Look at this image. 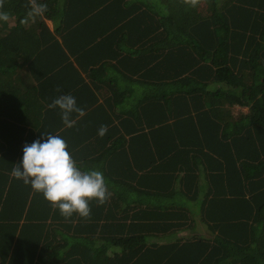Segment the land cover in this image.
<instances>
[{"label": "trees", "instance_id": "16d2710c", "mask_svg": "<svg viewBox=\"0 0 264 264\" xmlns=\"http://www.w3.org/2000/svg\"><path fill=\"white\" fill-rule=\"evenodd\" d=\"M36 3L46 5V11L29 16V0H0V12L17 20L9 30L0 20V223L4 204H14L7 208L15 212L16 203L23 204L19 207L23 215L29 197L39 213L30 216L38 221L27 218L18 239V225H0V264L9 258L8 264H264V0H199L195 8L183 0ZM48 20L55 23V30ZM108 24L153 28L156 69L169 74L170 91L155 94L148 106L147 97L142 101L139 121L145 122L151 136L147 140L148 133L142 132L138 140L146 138L150 148L155 146L153 160L159 173L154 192L148 195L172 197L179 192L184 202L181 207L143 208L144 191L143 201L135 200L133 210L137 219L153 222L75 225L78 214L66 219L30 184L11 181L2 122L17 118L21 108L27 112L21 104H34L26 92L36 88V81L41 85L68 68L60 37L82 38L88 30ZM94 33L91 36L96 37L105 31ZM139 34L144 39L147 31ZM235 106L248 107L249 112L235 114ZM88 109L84 121H104L99 109ZM99 128H90L97 139L94 148L110 155L111 147L122 144L114 140L117 144L109 146L111 128L103 137ZM72 151L84 171L91 166L112 168L115 160L114 153L91 160L89 153ZM201 175L206 176L204 185ZM21 184L26 185L25 200L15 202L12 198L22 194L15 188ZM192 201L200 204L199 211L187 205ZM197 220L211 237L149 241L153 233L195 228Z\"/></svg>", "mask_w": 264, "mask_h": 264}, {"label": "crops", "instance_id": "0c3cea01", "mask_svg": "<svg viewBox=\"0 0 264 264\" xmlns=\"http://www.w3.org/2000/svg\"><path fill=\"white\" fill-rule=\"evenodd\" d=\"M9 21L13 26L11 28H14L17 23L15 18L11 17ZM48 24L55 30V23L52 20H48ZM11 28L5 24V29ZM140 30L147 31L146 38H141ZM89 31H92L91 35L95 34L96 31H105V33H100L95 37L91 36ZM150 34H153V28L150 29V27L141 24H118L114 27H110L108 24L88 30L82 38L77 36L64 41L60 37L61 42H64V51L68 53V68L61 70L52 78H45L41 85H38L39 82L36 81V88L26 92L32 96L30 99L33 100L34 104L31 106L21 104L27 109V112L21 108L17 118L2 122L6 128L4 158L7 159V164L12 168L22 161L24 145L26 143L31 144L41 138L44 133L61 136L66 141L69 152L73 149L71 153L74 154L89 153L90 159L98 156L109 158L114 153L113 158L115 160L112 168L91 166V170L102 172L111 193L109 199L103 205L92 200L90 208L94 209L90 217H78L80 219H75V225L79 222L91 226L98 224L101 227L102 224L108 223L117 225L153 222V219L146 221L137 219L136 209L133 210L135 200L143 201L141 193L144 191L147 192V197H145L146 203L142 205L143 208L144 206L148 208L150 206L153 208L154 206L181 207L184 202V197L179 192L172 197L149 196L154 192L156 175L159 172H157L153 160L155 146L152 145L150 148L145 142L146 138L142 143L138 140V135L142 132L143 134L148 133L147 140L151 136V131L145 127V122L139 121V115L142 107H144L145 103L142 101L145 97H147L146 104L148 106L150 98H153L155 94L169 93V84L171 83L169 74L156 69V52L152 47L155 44V39ZM88 36H91L92 39H89ZM62 94L74 96L77 106L83 110H87V108H89L88 110L99 109L104 121L92 123L84 121L83 117L88 111L84 112L82 116L73 113L71 118L76 120V124L71 128H66L59 107H49V104ZM151 105L153 112L154 104ZM233 111L235 114L238 112L248 113L249 108L235 106ZM149 114H147V118H149ZM152 114H150L151 120H153ZM102 124L111 128L109 146L113 145L114 140L122 144L119 148L116 145L111 147L110 155L103 150H101L102 152L99 151L93 145V143L97 145V139L93 138L90 128H98ZM142 127L143 131H141ZM146 146L147 148L144 150ZM114 147H116L115 151ZM104 150L108 151L106 146H104ZM141 151L144 153L140 159ZM142 160L143 169L141 170L139 168ZM151 160H153V164L150 165ZM81 170L84 171L82 168ZM199 172L204 173L203 170ZM199 172L198 174H200ZM14 178L12 174V182H14ZM20 180L16 179L17 182ZM199 180L201 185H204L206 176L201 175ZM15 190L22 192L21 195L23 196H16L12 199L15 202H23L26 185L22 186L21 184ZM28 199L30 201L26 205V212L23 215L20 214L19 209L23 204L16 203V212L7 208L15 207L14 204H4L6 207L4 206L5 210L0 225L3 223L18 225L17 239L24 231L27 218L32 219L30 217L32 214H39L31 207L32 197ZM39 203L40 201L36 202V208ZM187 205L195 212L200 209V204L195 201L189 202ZM9 218L12 221H8ZM197 221L198 225L195 228L182 229L169 235L150 234L149 241H151L150 243H164L182 238H192L197 234L211 237L207 226L202 224L200 220ZM57 236L60 238L59 235ZM9 259H6V264H8Z\"/></svg>", "mask_w": 264, "mask_h": 264}, {"label": "clouds", "instance_id": "9594fccd", "mask_svg": "<svg viewBox=\"0 0 264 264\" xmlns=\"http://www.w3.org/2000/svg\"><path fill=\"white\" fill-rule=\"evenodd\" d=\"M183 2L195 8L199 0ZM29 3L31 4L29 16L40 15L46 11L47 6L38 5L36 0H29ZM8 18L6 13L0 12V20L7 21ZM57 106L61 110L66 128L76 124V120L71 118L73 113L80 116L84 114V110L77 106L75 97L70 94H62L49 104L50 108ZM107 130V125H101L98 135L103 137ZM67 148L68 145L61 136L44 133L41 138L24 145L22 161L15 164L12 174L16 179H22L25 184H30L34 191L42 193L51 206L54 209L58 208L66 219L73 214L89 218L90 202L96 200L98 204L103 205L111 193L102 172L82 171Z\"/></svg>", "mask_w": 264, "mask_h": 264}, {"label": "rangeland", "instance_id": "374dc122", "mask_svg": "<svg viewBox=\"0 0 264 264\" xmlns=\"http://www.w3.org/2000/svg\"><path fill=\"white\" fill-rule=\"evenodd\" d=\"M12 18H15V20H16V17H12ZM17 21V20H16ZM6 22V25H7V27H13L12 25H11V21H9V20H7V21H5Z\"/></svg>", "mask_w": 264, "mask_h": 264}]
</instances>
